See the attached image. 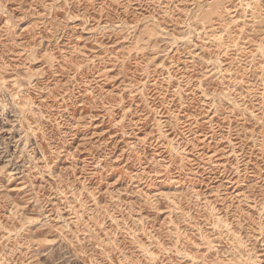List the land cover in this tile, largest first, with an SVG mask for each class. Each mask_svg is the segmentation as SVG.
<instances>
[{"label":"rangeland","instance_id":"rangeland-1","mask_svg":"<svg viewBox=\"0 0 264 264\" xmlns=\"http://www.w3.org/2000/svg\"><path fill=\"white\" fill-rule=\"evenodd\" d=\"M0 264H264V0H0Z\"/></svg>","mask_w":264,"mask_h":264}]
</instances>
